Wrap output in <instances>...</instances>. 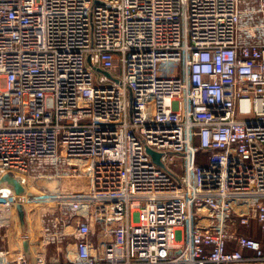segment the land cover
<instances>
[{
    "label": "built area",
    "instance_id": "1",
    "mask_svg": "<svg viewBox=\"0 0 264 264\" xmlns=\"http://www.w3.org/2000/svg\"><path fill=\"white\" fill-rule=\"evenodd\" d=\"M5 172L0 264H264V0H0Z\"/></svg>",
    "mask_w": 264,
    "mask_h": 264
},
{
    "label": "water",
    "instance_id": "2",
    "mask_svg": "<svg viewBox=\"0 0 264 264\" xmlns=\"http://www.w3.org/2000/svg\"><path fill=\"white\" fill-rule=\"evenodd\" d=\"M97 69L105 72L107 75L110 76V74L107 71L101 68H97ZM148 151L152 154L154 160L157 163L163 165V163L160 161V153H157L151 149H148ZM5 187L10 188L14 192L17 214L21 225L22 233L24 235V239H23L24 250L26 251L27 255H29L30 243H29V238L27 237L28 218H27V209L25 206L24 196L27 195L29 197H35L38 194L31 190H28V188L23 184L22 179L19 175L10 172H5L0 176V189Z\"/></svg>",
    "mask_w": 264,
    "mask_h": 264
},
{
    "label": "crops",
    "instance_id": "3",
    "mask_svg": "<svg viewBox=\"0 0 264 264\" xmlns=\"http://www.w3.org/2000/svg\"><path fill=\"white\" fill-rule=\"evenodd\" d=\"M27 218H28V232H27V237L29 238V243H31V241H30L31 237L29 236V234H31L32 231H33L32 230L33 224L31 225L28 212H27ZM239 229L243 233H245L246 235L255 237V238L261 240L262 242H264V233L261 231V229L258 227V225L255 222L252 223V226L251 227H246V226H243V225H239ZM23 239H24V235H23V237L21 239H19L14 233L13 234L11 233V234H9V237L8 238H6L5 240H3L1 242V245L3 247L24 248ZM243 251H244V253L246 255H254V251L253 250L244 249ZM50 252H54V250L53 249H50ZM247 264H253V263H247Z\"/></svg>",
    "mask_w": 264,
    "mask_h": 264
},
{
    "label": "rangeland",
    "instance_id": "4",
    "mask_svg": "<svg viewBox=\"0 0 264 264\" xmlns=\"http://www.w3.org/2000/svg\"><path fill=\"white\" fill-rule=\"evenodd\" d=\"M170 68H171V70H172L173 72H178V71H180L179 65L176 64V63L171 64ZM166 72H169V70L166 71ZM200 160H203V163H204V164H207V163H208V158H207L206 155H199L198 153H195V154H194V162L201 163ZM26 182H28V179H26ZM28 190H31V188L28 187ZM30 200H32V199L27 198V199L25 200V206H26V208H27V212L29 213V215H31V214L33 213V210H32L33 207L39 204V203H37V202H35V201H30ZM31 202H33V203H32L33 205L31 204ZM34 202H35V203H34ZM36 207H37V206H36ZM18 220H19V219H18ZM17 225L19 226V230H20V232H22V229H21V227H20L21 225H20V224H17ZM100 230H101V229H100Z\"/></svg>",
    "mask_w": 264,
    "mask_h": 264
}]
</instances>
